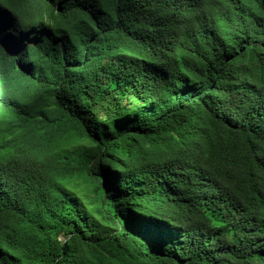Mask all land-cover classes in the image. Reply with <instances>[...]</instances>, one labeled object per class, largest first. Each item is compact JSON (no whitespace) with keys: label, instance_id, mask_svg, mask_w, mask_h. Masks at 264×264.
I'll return each instance as SVG.
<instances>
[{"label":"trees","instance_id":"obj_1","mask_svg":"<svg viewBox=\"0 0 264 264\" xmlns=\"http://www.w3.org/2000/svg\"><path fill=\"white\" fill-rule=\"evenodd\" d=\"M0 264H264V0H0Z\"/></svg>","mask_w":264,"mask_h":264},{"label":"rangeland","instance_id":"obj_2","mask_svg":"<svg viewBox=\"0 0 264 264\" xmlns=\"http://www.w3.org/2000/svg\"><path fill=\"white\" fill-rule=\"evenodd\" d=\"M34 38L35 36H33L32 39L29 40V43L31 45H33L34 43L33 41ZM74 184L76 185V190H77L79 199H82L85 203L88 204L91 196H93L91 189L86 188L85 182H83L81 179L76 180ZM61 239H64V236H62Z\"/></svg>","mask_w":264,"mask_h":264}]
</instances>
